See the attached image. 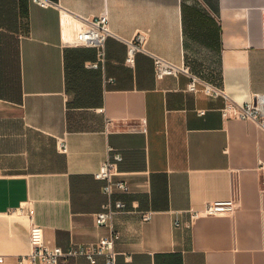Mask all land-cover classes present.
I'll return each instance as SVG.
<instances>
[{"label": "crops", "instance_id": "obj_1", "mask_svg": "<svg viewBox=\"0 0 264 264\" xmlns=\"http://www.w3.org/2000/svg\"><path fill=\"white\" fill-rule=\"evenodd\" d=\"M51 1L0 0L4 264L31 250L32 219L62 247L109 233L95 221L108 197L94 172L115 151L127 185L114 194L125 203L113 219L117 264H264V128L224 118L226 98L187 90L184 74L158 78L151 54L188 62L237 101L262 93L264 0ZM101 14L113 34L104 63L92 66L95 47L64 40L80 17ZM138 33L150 53L136 51L130 64L126 41ZM233 195V213L185 224L192 210Z\"/></svg>", "mask_w": 264, "mask_h": 264}, {"label": "built area", "instance_id": "obj_2", "mask_svg": "<svg viewBox=\"0 0 264 264\" xmlns=\"http://www.w3.org/2000/svg\"><path fill=\"white\" fill-rule=\"evenodd\" d=\"M42 6L53 4L51 0H31ZM81 23L76 28L74 36L65 39L72 45H88L96 48V59L90 63L92 66H100L105 61L106 56V40L109 35L113 34L109 27V20L106 14H101L93 18L80 17ZM128 52L126 61L133 64L135 61L136 51H147L143 44L145 35L138 33L135 39L127 40ZM149 52V51H147ZM150 53V52H149ZM155 74L158 78L166 75L184 74L188 77L187 90L192 92H203L206 95L217 97L224 96L226 103L221 108L224 118H241L256 122L264 128V92L253 93L244 101H237L232 98L223 87L205 79L195 71L188 62H173L163 56L153 54ZM200 113H204L205 109H198ZM113 121L108 120L111 124ZM145 125L146 119H142ZM59 147L62 151L68 150L66 138L58 139ZM122 159L119 151L111 153L94 172L95 177L102 179V191L107 195V200L103 203L102 208L96 212L95 221L98 225H107L109 233L102 235L98 240L90 243L73 242L67 247L58 244H52L44 238L43 227L40 223L32 219L30 228L31 250L26 253L17 255L16 264H57L61 259L84 255L90 261L95 262L99 255L105 259V264H117V250L115 248L116 241L120 238L121 232L114 225V215L125 210V203L122 199L114 197L116 192L127 191L125 181L116 177L118 173V161ZM237 207V199L233 196L227 199H220L208 202L201 209H194L191 212V219L185 224L191 225L192 221L198 217L211 214L233 213ZM32 211V209H31ZM150 212H143V218L148 219ZM176 224L179 221L176 220ZM5 263V255L0 253V264Z\"/></svg>", "mask_w": 264, "mask_h": 264}]
</instances>
